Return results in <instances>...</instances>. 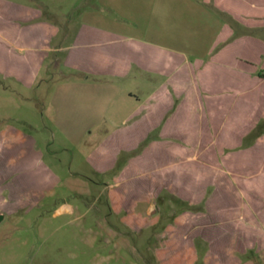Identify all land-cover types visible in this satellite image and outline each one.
I'll return each instance as SVG.
<instances>
[{"label":"crops","instance_id":"1","mask_svg":"<svg viewBox=\"0 0 264 264\" xmlns=\"http://www.w3.org/2000/svg\"><path fill=\"white\" fill-rule=\"evenodd\" d=\"M59 2L0 0V179L41 181L9 185L35 196L59 170L78 189L81 167L49 152L59 136L93 171L113 173V209L122 195L138 197L129 199L133 226H156L136 209L153 211L181 164L195 180L190 165L210 163L212 148L264 197V0ZM244 194L227 191L234 198L220 200L219 219L205 218L206 264H240ZM196 239L171 264H195Z\"/></svg>","mask_w":264,"mask_h":264},{"label":"rangeland","instance_id":"2","mask_svg":"<svg viewBox=\"0 0 264 264\" xmlns=\"http://www.w3.org/2000/svg\"><path fill=\"white\" fill-rule=\"evenodd\" d=\"M39 1L46 0H36ZM51 1L53 4L61 1L62 6L65 0ZM20 94L21 98L29 96L24 91ZM20 100L21 104L26 102ZM50 141L49 152L63 161L64 168L74 160L84 178L77 181L78 189H70L69 181L58 170L61 180H53L50 188L46 186L35 196L22 189H11L9 185L22 187L28 183L31 189L41 181L0 179V264H171L170 259L177 254L189 253L186 247L191 236L197 237L199 258L195 264H206L203 255L207 244L199 238L203 236L202 224L205 218L219 219L220 204H230L234 196L226 193L235 189L245 193L243 255H239V262L264 264V197L252 192L255 188L252 179H236L241 173H237L234 159L228 164L219 162V149H211L210 163L190 165L195 180L188 178V165L181 164L179 179L164 181V193L154 210L136 209L135 213L143 218H157L158 224L138 227L127 222L132 214L128 211L129 199L139 200L138 197L122 195L123 209H113L106 187L112 182L113 173L93 171L82 153L71 149L63 137H53ZM64 146L71 151H65ZM196 152L199 155V148ZM149 168L156 167L149 164ZM147 185L153 192L161 187L156 185V180H148ZM189 187L193 188L190 195ZM171 188L180 195L168 193ZM67 205L76 207L73 214L66 210ZM252 221L257 223L252 225ZM189 223L196 225L191 227ZM185 261L177 264H186Z\"/></svg>","mask_w":264,"mask_h":264}]
</instances>
